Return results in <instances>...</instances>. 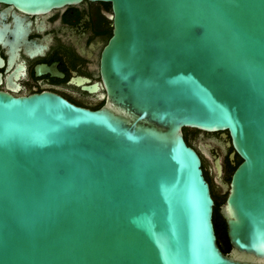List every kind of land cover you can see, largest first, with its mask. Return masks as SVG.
Instances as JSON below:
<instances>
[{
  "label": "water",
  "instance_id": "95a60500",
  "mask_svg": "<svg viewBox=\"0 0 264 264\" xmlns=\"http://www.w3.org/2000/svg\"><path fill=\"white\" fill-rule=\"evenodd\" d=\"M88 1L112 14L104 102L0 91V264H264V0ZM182 128L225 131L240 159L228 254Z\"/></svg>",
  "mask_w": 264,
  "mask_h": 264
},
{
  "label": "flooded vegetation",
  "instance_id": "af4514ba",
  "mask_svg": "<svg viewBox=\"0 0 264 264\" xmlns=\"http://www.w3.org/2000/svg\"><path fill=\"white\" fill-rule=\"evenodd\" d=\"M2 25L0 91L12 96L50 92L88 109L104 102L99 59L112 30L108 2L81 0L37 12L0 2ZM181 132L199 158L212 201H224L225 185L240 161L231 154L226 132Z\"/></svg>",
  "mask_w": 264,
  "mask_h": 264
},
{
  "label": "trees",
  "instance_id": "16d2710c",
  "mask_svg": "<svg viewBox=\"0 0 264 264\" xmlns=\"http://www.w3.org/2000/svg\"><path fill=\"white\" fill-rule=\"evenodd\" d=\"M222 203H223V198H220L218 201L213 200L211 222L215 236V243L218 249L221 251V253L228 254L230 245L225 234L224 221L219 213V206Z\"/></svg>",
  "mask_w": 264,
  "mask_h": 264
}]
</instances>
